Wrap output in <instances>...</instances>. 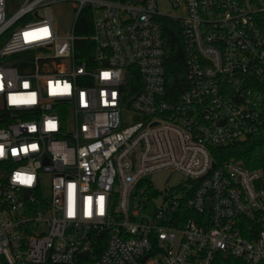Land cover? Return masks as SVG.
Masks as SVG:
<instances>
[{"label":"built area","instance_id":"1","mask_svg":"<svg viewBox=\"0 0 264 264\" xmlns=\"http://www.w3.org/2000/svg\"><path fill=\"white\" fill-rule=\"evenodd\" d=\"M171 6L0 0V264H264V0ZM162 15L185 51L178 93ZM248 139L259 166L224 157Z\"/></svg>","mask_w":264,"mask_h":264},{"label":"trees","instance_id":"2","mask_svg":"<svg viewBox=\"0 0 264 264\" xmlns=\"http://www.w3.org/2000/svg\"><path fill=\"white\" fill-rule=\"evenodd\" d=\"M128 1V0H122ZM165 48V71L167 86L173 93L184 89L185 51L181 40L180 28L175 19L169 16L158 18ZM91 32V16L86 9L81 13L75 24L77 35H87ZM79 42L82 39L78 40ZM82 57L83 55H79ZM224 157H234L247 168L257 167L262 159V150L258 143L248 139L233 143L222 149Z\"/></svg>","mask_w":264,"mask_h":264},{"label":"rangeland","instance_id":"3","mask_svg":"<svg viewBox=\"0 0 264 264\" xmlns=\"http://www.w3.org/2000/svg\"><path fill=\"white\" fill-rule=\"evenodd\" d=\"M162 12H173L172 0H157ZM54 23L60 30H67L70 23L71 10L68 3H58L52 6ZM177 181L176 175H170L168 171L162 170L152 175L153 185L160 191L173 185Z\"/></svg>","mask_w":264,"mask_h":264},{"label":"water","instance_id":"4","mask_svg":"<svg viewBox=\"0 0 264 264\" xmlns=\"http://www.w3.org/2000/svg\"><path fill=\"white\" fill-rule=\"evenodd\" d=\"M88 254H89V251H85V252L79 253L78 256L79 257H85Z\"/></svg>","mask_w":264,"mask_h":264},{"label":"snow or ice","instance_id":"5","mask_svg":"<svg viewBox=\"0 0 264 264\" xmlns=\"http://www.w3.org/2000/svg\"><path fill=\"white\" fill-rule=\"evenodd\" d=\"M105 76H107V74H104ZM33 147H35V146H33ZM0 154H2V153H0Z\"/></svg>","mask_w":264,"mask_h":264}]
</instances>
